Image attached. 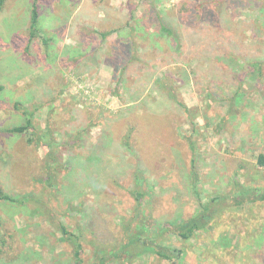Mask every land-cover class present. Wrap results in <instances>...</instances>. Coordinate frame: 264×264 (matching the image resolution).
I'll return each instance as SVG.
<instances>
[{
  "label": "rangeland",
  "instance_id": "1",
  "mask_svg": "<svg viewBox=\"0 0 264 264\" xmlns=\"http://www.w3.org/2000/svg\"><path fill=\"white\" fill-rule=\"evenodd\" d=\"M36 1L32 40L33 0L0 6V188L29 199L0 200V264H78L60 225L82 264L106 247L103 264H264V202L248 193H264V0L211 4V24L176 19L189 0H158L178 41L157 35L143 0ZM129 19L126 63L128 29L99 34ZM138 236L179 253L114 255Z\"/></svg>",
  "mask_w": 264,
  "mask_h": 264
},
{
  "label": "trees",
  "instance_id": "2",
  "mask_svg": "<svg viewBox=\"0 0 264 264\" xmlns=\"http://www.w3.org/2000/svg\"><path fill=\"white\" fill-rule=\"evenodd\" d=\"M6 0H0V6H2L4 4ZM145 4H147L146 10L148 12V17H150V24L151 26L156 29V33L157 35H160L161 37L167 38L169 37L172 41H178L179 37L178 34L176 33L174 27L172 25H170L168 23V21L166 20L165 17H162L160 15L161 12H163L164 8H159V6H157V1L158 0H143ZM142 1V2H143ZM219 1L221 0H189L188 2L186 1L185 6L183 9L178 10V12L176 13V19L178 18V20L180 22H188L193 24V22H196V24H198L200 21L201 22H205V23H209L211 24V22L214 20V18H216V16L214 15V13L209 10V6L211 4L218 6L217 9L219 8ZM37 1L33 0L32 4H31V8H30V13H29V40H32L33 38H40V30H39V22H38V6H37ZM255 4L258 5L257 0H254ZM161 9V10H160ZM195 24V23H194ZM124 28L128 29V37L130 42L128 43L125 42L124 43V48L122 50H119V55L121 57V59H126V63H129L130 61H132V59L137 58L138 55H134L131 49V44L133 43V41H135V35L137 32V29L135 28V26L133 25V23L131 22V19H129L124 26L116 28L115 30H111L108 32H102L99 35L101 36L102 40L106 39L110 33L115 32V33H119L121 30H123ZM42 43L47 46L48 45V41L46 38L42 37L41 38ZM178 43V42H177ZM223 55L229 56L230 54L228 53H223L221 52ZM118 55V56H119ZM229 57H232V55H230ZM238 59V58H237ZM249 66L251 67H256L258 70H260L261 68V63L257 60H255L254 62H250L248 63ZM253 65V66H252ZM155 84L157 85L158 89H162L163 86L161 84H159L157 81ZM0 90H1V86H0ZM172 100L176 103L177 100H175L174 98H172ZM19 103L15 104V108L16 109H20L19 108ZM21 106V105H20ZM28 129H33V124L31 122V119L28 118L25 122V124L23 125H19V126H15L13 128L10 129V132L12 133H16V134H22L24 132H26V130ZM128 137L129 134L124 138L125 140L123 141L124 146L129 147V142H128ZM258 164L260 166H264V156L263 155H259L258 156ZM251 191V195L252 198L251 200L256 202H264V193H257L258 190H249L248 193ZM257 193V194H256ZM141 197V194L136 195V200L139 201ZM22 199V200H21ZM0 200L1 201H7L10 203H14V204H21V203H25L27 201H29V199L27 198H19V197H14L11 196L9 194H6L5 192H3V190L0 188ZM214 202V201H213ZM212 202V203H213ZM211 205L210 204L208 207L207 205H201L203 206V211H199L198 215H196V217H192L191 219L182 222L179 226H178V232H179V237L187 240L190 237H192V235L198 231L200 228L204 227L206 225V217L205 214L207 212H209V210L211 209ZM58 230L60 231L61 235L63 238H66L68 241H70L72 247H73V256L75 258V260L78 262V264H82L81 258H80V250H81V243L79 242V238L78 236H74L72 234H68L65 226L60 225ZM68 235V236H67ZM129 243L131 244H127L124 243L123 246L120 247V249L117 248V251L114 252V255L116 257H119L120 255H126V257L128 259H134L137 256L142 255L143 253H151L154 254L162 259H170L171 255L168 253H173L176 252L177 250H172L166 248L167 252H163L162 249L159 250L157 248H155V245L152 244L150 242V245L148 242L145 243V241L140 240L139 236L134 239H130ZM130 246L135 247V249L137 250V254L133 255L132 249ZM107 248V247H106ZM106 248L104 250H102V252H100L101 256H100V264H103L105 257L103 256V254L106 253ZM134 249V250H135ZM178 252V251H177ZM179 253V252H178ZM107 254H112V252H107ZM177 256V254H176Z\"/></svg>",
  "mask_w": 264,
  "mask_h": 264
}]
</instances>
